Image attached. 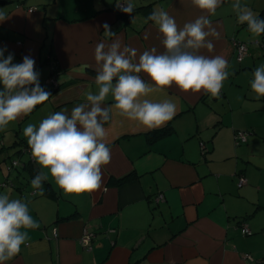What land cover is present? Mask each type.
Returning <instances> with one entry per match:
<instances>
[{"label": "crops", "instance_id": "obj_1", "mask_svg": "<svg viewBox=\"0 0 264 264\" xmlns=\"http://www.w3.org/2000/svg\"><path fill=\"white\" fill-rule=\"evenodd\" d=\"M132 2L133 13L122 16L115 0H0L7 17L0 22L5 56L13 53L14 63L32 56L48 91L58 66L61 86L0 136H12L14 143L18 137L27 140L28 123L38 126L57 111L70 114L86 102L88 91L98 92V42L119 39L122 47L137 49L136 62L145 50L164 52L163 34L149 20L148 8L167 11L179 28L209 16L221 35L208 37L214 48L199 52L228 61L220 95L175 85L149 94V99L171 97L177 104L173 118L150 131L112 108L104 122L111 159L102 166L101 186L92 191L65 193L48 169L40 189L27 172L19 174V184L3 193L25 201L39 226L27 229L29 239L5 264H264V97L257 98L251 88L256 67L264 64V49L256 43L261 35L238 21L231 0L212 14L192 0ZM242 3L257 16L264 9V0ZM235 40L249 44L243 63L237 61ZM139 75L154 83L147 73ZM103 104H114L111 93ZM165 128L167 134L151 142L150 136ZM239 131L249 138L235 146ZM201 142L208 148L205 154ZM35 170L41 168L36 164ZM242 176L247 184L240 187ZM160 195L164 200L157 203ZM245 225L252 234L242 232ZM86 230L96 234L91 250L80 243Z\"/></svg>", "mask_w": 264, "mask_h": 264}, {"label": "clouds", "instance_id": "obj_2", "mask_svg": "<svg viewBox=\"0 0 264 264\" xmlns=\"http://www.w3.org/2000/svg\"><path fill=\"white\" fill-rule=\"evenodd\" d=\"M224 0H192L207 13H215ZM116 7L133 13L132 0H115ZM240 23L259 36L264 34V18L258 17L242 0H231ZM7 17L0 10V22ZM163 34L164 52L155 48L139 55L129 45L122 47L116 39L95 47L98 68L95 77L98 92L88 91L86 102L67 111L53 112L37 126L28 123L23 129L33 157L41 171L31 181L40 189L47 179L48 169L65 193L92 191L101 186L102 166L111 159V149L106 141L104 122L110 119L112 108L119 109L127 118L137 121L146 130L163 126L176 113L177 104L171 98H147L153 92L165 91L175 85L183 91L219 96L224 80L229 76L228 61L222 55L207 56L199 50L214 48L212 39L221 33L212 26L208 15H201L179 28L167 11L153 10L148 17ZM106 31L115 33L104 25ZM148 34H145L147 38ZM7 46L0 47V130L22 115L49 99L51 93L40 83V73L35 69V59L25 55L22 62L14 63V54L5 56ZM147 73L154 83L145 81L139 73ZM115 81V82H114ZM251 88L257 98L264 97V64L256 67ZM111 93L114 104L103 102ZM39 226L30 214L29 205L20 198H10L0 192V264L12 259L29 239L27 229Z\"/></svg>", "mask_w": 264, "mask_h": 264}, {"label": "trees", "instance_id": "obj_3", "mask_svg": "<svg viewBox=\"0 0 264 264\" xmlns=\"http://www.w3.org/2000/svg\"><path fill=\"white\" fill-rule=\"evenodd\" d=\"M117 11L122 15V16H128L127 13L121 11L120 9L116 8ZM153 11L152 8H148L147 9V13L148 15ZM258 17L260 18H264V9L260 12V14L258 15ZM150 20V19H149ZM151 21V20H150ZM261 38H258V42L260 43V45L264 46V34H260ZM250 51V50H249ZM249 54V52H248ZM237 55V54H236ZM248 56V55H247ZM246 56V57H247ZM245 57V59H246ZM244 59V60H245ZM243 60V61H244ZM243 61L241 63H243ZM240 63V62H239ZM60 71H58V66H55V73H59ZM53 73V72H52ZM61 88L60 85H57L56 87L53 86V90H50V93H53L57 90H59ZM168 132V129H162V130H157L154 132V134H152L150 136V140L151 142L158 140L159 138L163 137L164 135H166ZM247 143V142H246ZM244 144V143H242ZM241 145V144H240ZM239 146V145H238ZM8 148H12V155L9 157V160H7L6 156L3 159L5 162V164L8 162V169L13 168L14 162H18V166L14 167V169H11V172H17V174H23L25 172H27L30 176H32L34 178V176L36 175V170H35V158L32 155L31 152V148L28 145V142L25 138H20L18 137L14 143V146H10ZM8 148H2L0 150L1 151H5ZM201 148L203 153H207L208 152V148L206 147L204 142H201ZM6 153V152H5ZM14 157V159H13ZM1 162H0V166H1ZM10 173V172H8ZM8 180V179H6ZM13 187H15L16 185L12 184ZM46 191V190H45ZM47 193V192H46Z\"/></svg>", "mask_w": 264, "mask_h": 264}, {"label": "built area", "instance_id": "obj_4", "mask_svg": "<svg viewBox=\"0 0 264 264\" xmlns=\"http://www.w3.org/2000/svg\"><path fill=\"white\" fill-rule=\"evenodd\" d=\"M35 9H30V11H34ZM259 46L263 47L264 49V46L263 45H260V43L257 41L256 42ZM235 50H236V54H237V61L238 62H242L245 57L248 55V52H249V44L246 43V42H243L241 40H235ZM55 66H53V79H52V83H53V86L56 87L57 85H59L56 81V75L57 73H55ZM248 138H249V133L246 132V131H239L236 133V136H235V141H236V144L237 145H240L242 143H246L248 141ZM18 166V162H14V165H13V168L11 169H14V167ZM9 168V172L11 173V170ZM8 184H10L12 186V182L7 180L6 183H3L1 185V187H6ZM247 184V179L245 177H241L240 180H239V186L242 187L244 185ZM36 193V192H34ZM164 200V197L162 195H160L157 199H156V202L157 203H160L161 201ZM245 235H250L252 234V232L249 230V228L245 225L244 228H243V231H242ZM55 236H58L57 235V232L55 233ZM96 234L92 231H89V230H86L83 234V236L81 237V240H80V243L81 245L84 247V248H87V249H92L91 247V243L92 241L94 240Z\"/></svg>", "mask_w": 264, "mask_h": 264}, {"label": "rangeland", "instance_id": "obj_5", "mask_svg": "<svg viewBox=\"0 0 264 264\" xmlns=\"http://www.w3.org/2000/svg\"><path fill=\"white\" fill-rule=\"evenodd\" d=\"M3 135H4V134H1V136H0V150H1L2 148H8V147H10V145H11V146H14V144H12V143H14V142L11 140L12 136L9 137V136L5 135L6 138H4ZM234 145H235V146H238V145L236 144L235 139H234ZM5 152H6V153H5ZM12 153H13L12 148H8V149H6L5 151H1V152H0V162H1V164H2V165L0 166V192H3L4 189H10V188H12L10 184H8V185H7L6 187H4V188L1 187V185H2L3 183H6V182H7L6 179H8L9 181H11V182L14 183V185H15V183H16V184H19V182H20V180H18V176H20L21 178L23 177V175H19V174H17V172H11V173H8V172H9V169H8V162H7L6 164H5V162L9 160V157L12 155ZM5 156H6V158H7L6 161L3 160V159L5 158ZM8 156H9V157H8ZM13 159H14V157H13ZM7 175H8V177H7Z\"/></svg>", "mask_w": 264, "mask_h": 264}]
</instances>
